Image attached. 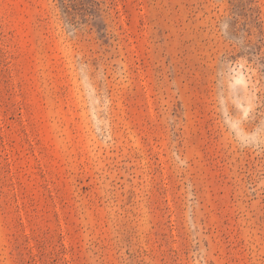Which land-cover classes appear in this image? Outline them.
Listing matches in <instances>:
<instances>
[{
  "label": "rangeland",
  "instance_id": "1",
  "mask_svg": "<svg viewBox=\"0 0 264 264\" xmlns=\"http://www.w3.org/2000/svg\"><path fill=\"white\" fill-rule=\"evenodd\" d=\"M0 264H264V0H0Z\"/></svg>",
  "mask_w": 264,
  "mask_h": 264
}]
</instances>
